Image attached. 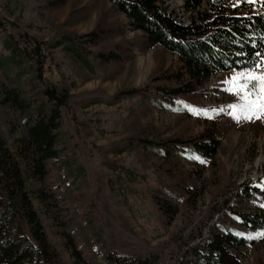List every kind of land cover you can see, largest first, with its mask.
I'll list each match as a JSON object with an SVG mask.
<instances>
[{
    "label": "rangeland",
    "instance_id": "obj_1",
    "mask_svg": "<svg viewBox=\"0 0 264 264\" xmlns=\"http://www.w3.org/2000/svg\"><path fill=\"white\" fill-rule=\"evenodd\" d=\"M50 1L0 0V20L5 24L0 29V57L8 55L2 41L9 30L44 41L96 30L98 42L82 44L85 51L123 45L133 53L121 61L96 64L91 72L69 53L52 52L59 85L67 89L69 99L62 107L59 153L47 161L42 179L29 174L11 131L9 119L21 126L25 115L0 96V129L21 164L34 207L63 263L104 264L106 255L114 252L152 257L157 264H189L195 259L193 247L210 230L220 224L239 227L227 218V211L264 216V108L260 107L264 90L248 97L256 101L255 112H249L244 99L248 90L232 83L240 74L264 73V61L256 70L214 73L201 86L174 98L163 91L160 103L161 88L177 89L190 81L175 54L160 45L142 50L135 43L141 32L131 30L128 19L109 0ZM262 1L229 3L243 5L239 11H245ZM164 6L180 22L190 23L208 10V0H201L195 15L184 0H165ZM68 18L75 22L64 24ZM15 72L5 73L0 67V87L10 86ZM131 89L141 90L130 95L126 91ZM156 131L159 141L182 137L186 143L213 135L218 146L214 155L197 160L185 158L197 155L188 146L185 157L175 148L162 157L135 140L155 139ZM126 169L135 174L133 181ZM193 189L197 195L190 200ZM39 193L44 197L38 198ZM154 195L175 205L172 218L162 213ZM242 229L249 236L256 233ZM241 249L243 264H264V236H254Z\"/></svg>",
    "mask_w": 264,
    "mask_h": 264
},
{
    "label": "trees",
    "instance_id": "obj_2",
    "mask_svg": "<svg viewBox=\"0 0 264 264\" xmlns=\"http://www.w3.org/2000/svg\"><path fill=\"white\" fill-rule=\"evenodd\" d=\"M116 11L125 15L131 30L141 34L135 43L142 50L156 45L175 54L182 63L190 81L184 87L157 92V100L164 101L163 91L177 94L201 86L212 74L230 70H256L264 61V0L255 9L233 6L229 0H208V10L199 14L196 21L184 24L164 6L165 0H109ZM63 0H52L59 4ZM201 0H184L190 13L196 14ZM68 18L64 24H73ZM5 24L0 20V29ZM100 33L93 30L83 35L62 34L56 39L38 40L28 34L7 31L2 45L7 56L0 57V67L5 73L16 70L9 81L10 86L1 85L0 96L9 106L20 110L24 123L19 126L9 119L11 131L19 156L25 161L27 170L36 179H42L47 172L46 164L55 158L59 130L62 127V107L69 99L67 89L59 85L56 64L52 52L60 50L69 53L86 69L93 71L96 64L121 61L132 57L131 47L118 45L115 50L103 49L97 52L85 51L82 44L95 45ZM90 54L91 57H87ZM131 89L128 94L140 92ZM182 110V107H175ZM151 132V131H150ZM153 132V131H152ZM137 136L135 140L148 152H160L165 157L169 148H175L183 155L185 146L197 152L195 157L212 156L218 140L213 135L203 136L199 141L186 143L182 137L157 140ZM120 149L119 152H122ZM127 177L134 180L135 174L126 169ZM120 174L117 177L120 178ZM189 192V191H188ZM44 194V192H43ZM193 189L189 199L196 196ZM44 196L38 194V198ZM159 209L167 218H172L176 207L169 199L154 195ZM227 218L235 225L220 224L210 230L193 247L194 261L189 264H243V245L254 236L264 233V216L227 211ZM255 230L249 236L242 229ZM198 244H200L198 247ZM0 264H64L59 251L48 238L42 220L36 211L26 187L23 169L17 157L10 150L7 139L0 129ZM104 264H157L152 257H127L114 252L106 255Z\"/></svg>",
    "mask_w": 264,
    "mask_h": 264
},
{
    "label": "snow or ice",
    "instance_id": "obj_3",
    "mask_svg": "<svg viewBox=\"0 0 264 264\" xmlns=\"http://www.w3.org/2000/svg\"><path fill=\"white\" fill-rule=\"evenodd\" d=\"M243 78L244 83H239L240 79ZM232 83L241 90L247 89L248 91L245 93L244 99L246 100L247 110L249 112H255L256 101L248 99L249 96L254 95L257 89L264 90V73L260 74L259 76L248 74L244 76V74H240L238 77H234ZM234 109L237 107L235 105L232 106ZM261 108H264V104L260 105ZM245 118H251L247 116ZM239 119V117H237ZM260 235L264 236V233Z\"/></svg>",
    "mask_w": 264,
    "mask_h": 264
},
{
    "label": "bare ground",
    "instance_id": "obj_4",
    "mask_svg": "<svg viewBox=\"0 0 264 264\" xmlns=\"http://www.w3.org/2000/svg\"><path fill=\"white\" fill-rule=\"evenodd\" d=\"M184 24H188V23H184Z\"/></svg>",
    "mask_w": 264,
    "mask_h": 264
}]
</instances>
